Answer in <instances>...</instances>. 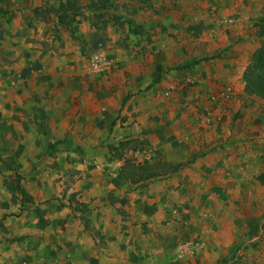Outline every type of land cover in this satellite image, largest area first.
I'll return each mask as SVG.
<instances>
[{
	"label": "crops",
	"instance_id": "crops-1",
	"mask_svg": "<svg viewBox=\"0 0 264 264\" xmlns=\"http://www.w3.org/2000/svg\"><path fill=\"white\" fill-rule=\"evenodd\" d=\"M151 1L150 11L127 12L148 33L147 40L134 36L138 51L106 49L123 66L111 75L122 88L111 118L121 111L136 120L129 131H142L148 141L138 157L163 160L170 170L138 185L124 176L123 161L94 148L107 132L97 129L104 99L95 81H103L71 45V30L68 41L47 50L41 25L9 33L14 56L0 81V264H222L244 241L229 202L249 179V167L264 162V112L246 103L243 82L259 44L250 52L237 48L220 28L260 21L264 3ZM193 21L213 27L185 39L180 29ZM186 63L194 64L167 71ZM74 84L93 96L75 100ZM229 87L234 93L221 98ZM72 129L87 136L77 139L81 161L66 159L73 151L43 155L46 130L76 146ZM130 132L116 128V143L133 138ZM17 175L32 203L14 190ZM183 244L189 250L180 256ZM256 248L245 251L241 264H252L253 253L259 258Z\"/></svg>",
	"mask_w": 264,
	"mask_h": 264
},
{
	"label": "rangeland",
	"instance_id": "rangeland-1",
	"mask_svg": "<svg viewBox=\"0 0 264 264\" xmlns=\"http://www.w3.org/2000/svg\"><path fill=\"white\" fill-rule=\"evenodd\" d=\"M185 1L191 3L195 2V0ZM250 1L252 0H241V4L247 5ZM258 1L264 3V0ZM57 2V0H0V81L5 79V75L3 73L6 72V67L9 66L8 63L11 62L14 56V50L8 38L10 37L9 33L14 31L16 28H18L19 32H22L23 29L21 28V26H24L25 24H27L31 29L35 27L36 30L37 27L41 25L43 27V38L41 40V43L43 44L45 50H47V48H49L51 44L54 45V43L56 44V42L57 44H60L61 42L64 43L69 40V38H66V34L68 37L69 28L64 24L59 23L55 14L53 12H50L49 10V6H57ZM78 2L81 6V14L75 18L76 21L73 23V26L77 27L79 34L83 32L82 34L85 37L86 52L85 54H82V57L85 64H89L88 67H90L91 69V74L98 75L99 78H101V80L103 81L101 83H99V81H95V85L102 88L101 94L102 98L104 99V102L101 105L102 107H104V109L101 110L102 118L99 119L100 123L97 129L98 131L105 129L107 132H105L106 134L104 133V139H102V142L99 144V146H96L94 148L100 147V149H102L106 153L105 155L110 153L112 158L116 160L121 157H132L136 161H143L141 159L142 157H138L137 152L140 147H143L145 145L138 147V149L135 150L134 153H132V148L134 147V145L144 140L147 141L146 138H144L145 134L142 133V131L141 133L140 131H138L139 133L136 132L135 134H132V131H129L128 128L136 124V120L130 119L128 115L122 116L121 111H119L118 116H116V113H114V117L112 118L109 113L114 112L116 108V98L118 97L117 94L122 92L121 86H118L116 82H112L111 75L113 72H119V70H121L123 66L121 65V61L117 58V56L112 57L108 55L106 53V49L108 48L116 51L118 49H121L123 51L129 50L130 52L138 51L137 48L140 47V42L134 41V36H137L139 33L142 36H145L146 34L148 35V33L145 30L141 32L136 29L133 23L134 19H132L133 21H131L129 17H127V12L131 9H138L140 12L150 11L152 9V6L150 4L152 1L139 0L129 2L128 0H78ZM188 5L189 4H187V6ZM197 5H199V3H197ZM180 16L182 17V20L186 19L184 13L180 14ZM258 22L260 21H257L255 23L251 21L248 24V27H246V24L244 23L240 24L237 21H233L226 23L225 27H222L220 29L232 36L231 38L232 40H234V44L238 46L237 48L241 47L247 52H250L256 44H259V47L264 44V37L257 36L260 28L255 24ZM192 26L202 27L199 35L203 34L204 32L210 30L211 27H213V25L210 24L206 25L200 22L193 21L187 27H181L180 29V32L185 39L187 37H199V35L195 36L196 30L192 28ZM239 29L243 30L242 33H238ZM95 32L104 34L107 37L106 45L99 48L98 50H93L91 48L92 42L90 40V35ZM117 37L119 38L116 39ZM70 39L71 45L73 47H80V42L74 40L73 38ZM58 50L59 47H56L57 54L59 53ZM98 53H102L104 55L103 57L111 62V67L106 72H97L91 65L92 57ZM182 65L183 64H180V66ZM176 66L179 65L171 66L167 69V71L177 70L174 69V67ZM124 75L127 77L128 72L124 71ZM184 83L186 84V87H192L193 85H195L192 80H185ZM231 91H233L232 93H234L233 88H231ZM91 92L92 91H88V89H86L83 84L78 88H76L75 84L71 85L69 89V95H73L75 100L80 99V97L84 95L92 97L93 95L91 94ZM127 96L128 99L132 97L131 92H129ZM246 103L250 107L257 105L258 111L264 112V100L248 97L246 99ZM79 105V103L76 104V106ZM124 106L125 104L122 106V109ZM262 123L264 122L261 121V124ZM118 124L120 127H118ZM140 126L141 124L138 123L139 129ZM116 128L124 129L125 133L130 132V134L133 136V138L131 139L137 140L138 142H135V144H132L128 148L122 150V148L119 146V143L121 141H126L129 139L121 141L119 140L116 143ZM260 131L264 132V128H261ZM77 133L78 134L73 132L72 129L71 139H73L75 145L77 144L76 146H79L77 139H83L87 136L83 134H81L82 136H80L81 132ZM128 136L129 134H126L125 138ZM261 140V144H264V136L261 137ZM59 155L65 156L64 154ZM66 156V159L71 163L76 160H82L81 154V158L77 157L78 153L76 154L71 152ZM246 174H248L249 179L247 181H242L240 190L238 191V195L234 199H230L229 202L230 214L233 215V218L237 219L240 222V230L242 231V239L244 241L234 248L233 256L231 257L232 259L227 258L226 262L223 261L222 264H241L240 260L244 257L245 251L254 243L258 244L259 248H256L254 250H260L261 257L259 254V258H257L255 257L256 254L253 253L251 255V257H253L254 259L252 261V264H264V162L259 168L255 170L250 166ZM69 175L74 176L76 175V173H70ZM26 222L28 224H31L32 219L27 217ZM245 232L247 233L246 235ZM244 264L247 263L245 262Z\"/></svg>",
	"mask_w": 264,
	"mask_h": 264
},
{
	"label": "trees",
	"instance_id": "trees-1",
	"mask_svg": "<svg viewBox=\"0 0 264 264\" xmlns=\"http://www.w3.org/2000/svg\"><path fill=\"white\" fill-rule=\"evenodd\" d=\"M57 6L52 5L49 6L50 12H53L57 17L59 23L66 25L72 33V37L74 40L81 43L80 50L82 54H85V37L77 34V27L73 26V23L76 21L75 18L81 14V6L78 0H57ZM129 2L139 1V0H128ZM258 26L259 32L257 36L264 37V18L260 20V22L255 24ZM196 30L195 36L200 34L202 27L200 26H192ZM90 40L92 42L91 48L93 50H98L101 47H104L107 43V37L104 34H100L95 32L94 34L90 35ZM194 64V63H193ZM191 63H186L182 66H176L174 69H183L187 68ZM160 76H158L159 79ZM157 80L154 82L156 83ZM243 82H244V93L248 97L258 98L264 100V44L258 47L245 68L243 72ZM128 96L123 100L122 106L125 104ZM46 138L47 144L44 149L43 155H55L59 152H82L81 147L73 146L72 143L65 139V140H56L53 139L49 131L46 130ZM138 142L134 139H129L126 141H121L119 146L123 149L128 148L130 145L135 144ZM147 141L138 142L132 148V153L138 149V147L142 145H146ZM118 160H123V172L124 176L130 183L133 185H138L140 183H145L147 181H151L157 178H163L170 174L169 167L167 163L163 160H143V161H136L132 157H121ZM21 176L17 175L16 177V184L14 185V190L22 194V196L30 203L33 202L32 198H28L26 195L25 190L22 188L20 184Z\"/></svg>",
	"mask_w": 264,
	"mask_h": 264
},
{
	"label": "built area",
	"instance_id": "built-area-1",
	"mask_svg": "<svg viewBox=\"0 0 264 264\" xmlns=\"http://www.w3.org/2000/svg\"><path fill=\"white\" fill-rule=\"evenodd\" d=\"M104 55L102 53H98V54H95L93 57H92V67L97 71V72H106L110 69L111 67V62L108 61L107 59H105L103 57ZM232 94V91L230 88L227 89V91H224L222 94H221V98H228L230 95ZM212 100H219V98L217 96H212L211 97ZM183 249L182 251L180 252V256H182L185 251H188V247L186 244H183Z\"/></svg>",
	"mask_w": 264,
	"mask_h": 264
}]
</instances>
